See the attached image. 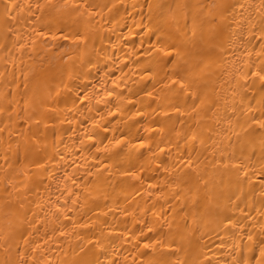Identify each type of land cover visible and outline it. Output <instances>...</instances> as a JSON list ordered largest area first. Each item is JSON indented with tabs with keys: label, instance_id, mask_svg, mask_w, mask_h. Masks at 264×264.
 I'll return each mask as SVG.
<instances>
[{
	"label": "bare ground",
	"instance_id": "obj_1",
	"mask_svg": "<svg viewBox=\"0 0 264 264\" xmlns=\"http://www.w3.org/2000/svg\"><path fill=\"white\" fill-rule=\"evenodd\" d=\"M0 264H264V0H0Z\"/></svg>",
	"mask_w": 264,
	"mask_h": 264
}]
</instances>
